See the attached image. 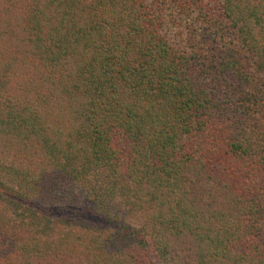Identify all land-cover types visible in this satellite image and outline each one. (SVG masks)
<instances>
[{"label": "trees", "instance_id": "obj_1", "mask_svg": "<svg viewBox=\"0 0 264 264\" xmlns=\"http://www.w3.org/2000/svg\"><path fill=\"white\" fill-rule=\"evenodd\" d=\"M3 175L98 220L0 264H264V0H0Z\"/></svg>", "mask_w": 264, "mask_h": 264}, {"label": "rangeland", "instance_id": "obj_2", "mask_svg": "<svg viewBox=\"0 0 264 264\" xmlns=\"http://www.w3.org/2000/svg\"><path fill=\"white\" fill-rule=\"evenodd\" d=\"M10 179V176H8V178H3L2 176H0V212L5 214L7 212L11 216L15 215L14 211L15 205L17 203L26 206V209L29 210L34 220H36V216H46L47 218L51 219V222L54 221L52 220L53 218H56V220H61L59 221L58 225L55 226V230L58 233H67L68 231L73 230L74 233H80L81 235H85L86 232H88L89 234L96 232L95 229L89 228L88 225H83V222L86 219L90 221L98 219L93 216H90L91 214L85 209L84 206L86 204L83 205L84 202L82 203L81 198H78L73 203L74 206L71 207H66V205H48L50 203H45L47 201L39 202L37 200H33L32 203H30L27 199L23 197V191L21 190V192H19L17 186L13 185V183L9 181ZM10 188H13L14 193L10 191ZM9 201L11 202L9 203ZM19 208H21V206ZM70 219L78 221L73 224L70 222L66 224L65 221H69ZM127 222L132 227H138L140 222H143V220H140L137 215H134L132 219H128ZM69 224L71 225L69 230L67 231V227ZM47 228L49 227H46V229ZM87 228H89V231H87Z\"/></svg>", "mask_w": 264, "mask_h": 264}]
</instances>
